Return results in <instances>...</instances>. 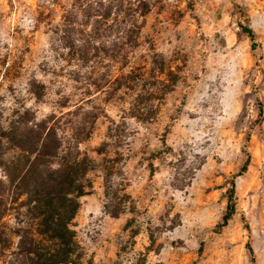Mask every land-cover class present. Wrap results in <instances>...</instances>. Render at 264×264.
<instances>
[{
    "label": "rangeland",
    "instance_id": "obj_1",
    "mask_svg": "<svg viewBox=\"0 0 264 264\" xmlns=\"http://www.w3.org/2000/svg\"><path fill=\"white\" fill-rule=\"evenodd\" d=\"M137 1L0 0V118L22 107L39 120L97 117L80 146L94 169L70 264H253L250 249L264 264V0H144L128 65L101 53L95 70L77 68L70 45L111 46L115 14ZM33 78L42 102L28 92ZM248 155L237 214L220 229ZM19 228L14 212L0 221V264L14 260Z\"/></svg>",
    "mask_w": 264,
    "mask_h": 264
},
{
    "label": "trees",
    "instance_id": "obj_2",
    "mask_svg": "<svg viewBox=\"0 0 264 264\" xmlns=\"http://www.w3.org/2000/svg\"><path fill=\"white\" fill-rule=\"evenodd\" d=\"M137 3L135 9H129L132 13L125 11L124 4H121L115 14L116 20L121 18V26L117 40L111 46L93 45L84 40L70 45L77 68L95 70L94 60L101 53L107 54L121 69L128 65L150 12L146 1L138 0ZM92 6L83 5L89 17ZM111 17L112 13L106 9L103 18L110 21ZM242 30L251 39L255 50L254 32L247 27ZM74 74L79 73L75 71ZM120 79L110 83L113 91L123 86ZM105 83L90 86L103 92L107 88ZM28 92L36 101L42 102L46 97V86L33 78L28 83ZM61 107L67 105L61 103ZM262 114L260 111V118ZM68 115L76 116L71 112ZM64 118V115L53 113L39 120L26 107L16 108L6 118H0V221L14 212L20 226L17 251L10 264H70L76 255L72 226L81 208L80 199L89 193L87 177L94 169L93 161L80 146L91 138L97 117L89 121L87 118L80 121L78 116L70 121ZM249 165L250 155L231 182L227 211L220 229L227 227L237 214L236 179L246 174ZM113 216L118 217L119 213ZM250 250L254 264V251Z\"/></svg>",
    "mask_w": 264,
    "mask_h": 264
}]
</instances>
